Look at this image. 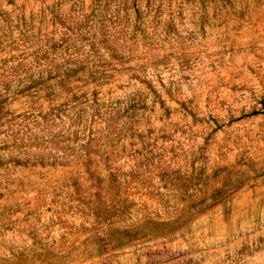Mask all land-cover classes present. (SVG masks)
<instances>
[{
	"label": "rangeland",
	"instance_id": "obj_1",
	"mask_svg": "<svg viewBox=\"0 0 264 264\" xmlns=\"http://www.w3.org/2000/svg\"><path fill=\"white\" fill-rule=\"evenodd\" d=\"M262 112L264 0H0V264H264Z\"/></svg>",
	"mask_w": 264,
	"mask_h": 264
},
{
	"label": "trees",
	"instance_id": "obj_2",
	"mask_svg": "<svg viewBox=\"0 0 264 264\" xmlns=\"http://www.w3.org/2000/svg\"><path fill=\"white\" fill-rule=\"evenodd\" d=\"M254 114H258V113H255V112H254ZM262 115L264 116V112H262Z\"/></svg>",
	"mask_w": 264,
	"mask_h": 264
}]
</instances>
